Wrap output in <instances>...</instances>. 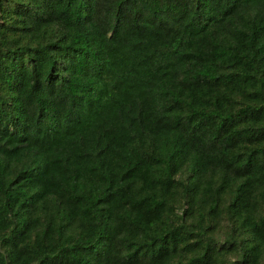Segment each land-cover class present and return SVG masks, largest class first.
Returning a JSON list of instances; mask_svg holds the SVG:
<instances>
[{"label": "trees", "instance_id": "trees-1", "mask_svg": "<svg viewBox=\"0 0 264 264\" xmlns=\"http://www.w3.org/2000/svg\"><path fill=\"white\" fill-rule=\"evenodd\" d=\"M0 264H264V0H0Z\"/></svg>", "mask_w": 264, "mask_h": 264}]
</instances>
